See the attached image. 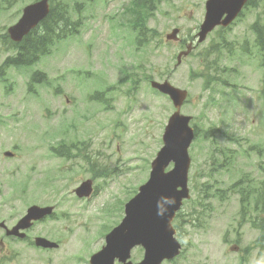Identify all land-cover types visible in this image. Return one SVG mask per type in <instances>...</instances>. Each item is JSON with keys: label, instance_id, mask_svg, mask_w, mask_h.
I'll use <instances>...</instances> for the list:
<instances>
[{"label": "rangeland", "instance_id": "374dc122", "mask_svg": "<svg viewBox=\"0 0 264 264\" xmlns=\"http://www.w3.org/2000/svg\"><path fill=\"white\" fill-rule=\"evenodd\" d=\"M33 1L0 0V72L10 53L2 34ZM79 1L86 15L79 36L58 42L30 67L8 68L5 79L0 78V220L20 217L31 204L53 205V213L35 224L31 234H43L59 244L57 249L40 251L9 240L11 253L0 264H89L88 256L121 219L126 198L147 178L173 111L169 98L153 90L147 76L187 89L181 112L192 115L200 137L189 147L192 201L183 205L189 216L178 233L181 252L163 264H263L254 244L257 230L249 222L238 225L241 198L227 187L240 173L257 179L255 164L264 168V72L249 29L258 15L264 21V0H256V9L243 10L229 27L214 29L177 66L175 55L183 49V40L198 30L205 0H159L145 19L146 46L134 41L137 30L126 8L130 0ZM173 27L179 28V39L165 40ZM33 70L46 73L47 81L31 90L27 87ZM208 76L218 80L210 88L204 85ZM97 91L105 95L92 97ZM89 98L95 101L87 102ZM80 110L86 113L76 114ZM212 127L220 132L209 131L202 138ZM223 133L244 142L249 155L244 158V149ZM74 139L82 140V153L88 151L89 160L81 154L70 159L53 154L59 142ZM214 141L242 153L230 171L212 167V160L216 166L222 158L214 152ZM6 150L13 156H5ZM70 160L68 168L63 166ZM209 171L214 174L207 177ZM196 172L206 175L195 183ZM93 176L94 193L78 198L74 188ZM204 180L210 184L209 192L218 190L220 197L193 203L202 190L206 193L200 185ZM195 215L199 220L193 226ZM133 255L138 259L140 252Z\"/></svg>", "mask_w": 264, "mask_h": 264}, {"label": "water", "instance_id": "95a60500", "mask_svg": "<svg viewBox=\"0 0 264 264\" xmlns=\"http://www.w3.org/2000/svg\"><path fill=\"white\" fill-rule=\"evenodd\" d=\"M246 1L207 0L204 20L197 33L198 42L203 41L216 25H228L238 15ZM47 12V0H40L25 7L19 21L8 28L10 37L20 40ZM151 84L168 94L177 110L168 119L163 133L164 145L151 163L148 180L125 204L124 218L106 235V245L91 257V264H112L115 256L124 260L130 248L137 244L145 248L144 260L139 264H159L163 258H170L178 253L176 251L178 243L175 241L174 244L171 238L170 223L182 198L188 196L186 184L190 158L187 149L194 134L188 126L190 117L179 113L186 91L167 82ZM170 161L174 162V167L165 172ZM90 191V180L82 182L75 190L80 196L88 195ZM50 211V207L40 208L36 205L29 207L16 229L20 226L26 227L30 220L42 217ZM14 231L15 229L11 230ZM36 243L42 246L54 245L43 238H37Z\"/></svg>", "mask_w": 264, "mask_h": 264}, {"label": "trees", "instance_id": "16d2710c", "mask_svg": "<svg viewBox=\"0 0 264 264\" xmlns=\"http://www.w3.org/2000/svg\"><path fill=\"white\" fill-rule=\"evenodd\" d=\"M9 1V0H4ZM153 4V0H137L135 7L136 9H151ZM248 5L251 7L257 6L256 0H250ZM68 10L67 5L60 2L53 6L50 10L49 14L41 21L40 26L34 28L29 34H27L20 42L14 43L9 42L10 48L17 49V53L15 56H9L5 59V65H13L16 67L26 66L37 58V55L41 54L42 51L47 50L49 46H51L55 41L66 37L71 32L75 31L76 27L79 25V21H70L68 18ZM140 14V11L137 12V15ZM134 14L135 21L138 20V16ZM250 31L254 36V44L259 49V51L264 52V21H261L259 17H256V20L250 24ZM264 67V61H263ZM39 76H43V74L34 73L32 76L33 81L39 82ZM214 78H211V81H214ZM210 81H207L209 83ZM220 132V130H217ZM215 153L223 156V149L221 146H216ZM220 167L223 168L222 162L219 160ZM238 185V184H236ZM236 185H231V191L238 192L241 195V202L243 205V201H247L248 192H245L240 187ZM202 186L205 187L206 193L202 190V194L200 196V200L206 198H214L219 193L217 190L213 193L209 192V186L207 182L203 183ZM220 197V196H217ZM262 211L264 213V195H262ZM261 234L258 238V242L261 243L262 247H264V221L260 222Z\"/></svg>", "mask_w": 264, "mask_h": 264}, {"label": "flooded vegetation", "instance_id": "af4514ba", "mask_svg": "<svg viewBox=\"0 0 264 264\" xmlns=\"http://www.w3.org/2000/svg\"><path fill=\"white\" fill-rule=\"evenodd\" d=\"M8 219H9V218H5L4 221H6V220H8ZM0 221H1V220H0ZM1 227H2V226H0V230H1ZM29 231H32V227H31V229H30ZM35 235H37V234H33V236H35ZM24 239L28 240L29 238H28L27 236H25ZM0 240H2L3 243H6V242H8L9 240L15 241V240H18V239H17L16 237H14V236H9V235H7V234H6V231H5V228L2 227V232H1V234H0Z\"/></svg>", "mask_w": 264, "mask_h": 264}, {"label": "bare ground", "instance_id": "6f19581e", "mask_svg": "<svg viewBox=\"0 0 264 264\" xmlns=\"http://www.w3.org/2000/svg\"><path fill=\"white\" fill-rule=\"evenodd\" d=\"M42 165V164H41Z\"/></svg>", "mask_w": 264, "mask_h": 264}]
</instances>
